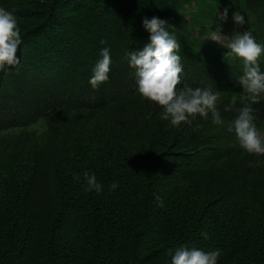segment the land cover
Here are the masks:
<instances>
[{"label": "trees", "instance_id": "trees-1", "mask_svg": "<svg viewBox=\"0 0 264 264\" xmlns=\"http://www.w3.org/2000/svg\"><path fill=\"white\" fill-rule=\"evenodd\" d=\"M0 8L14 14L22 38L21 63L0 72V144L3 158L6 139L23 153L12 159L13 169L0 168V197L14 204L12 192L26 199L32 189L41 161V150L28 143L35 136L68 145L63 170V157L54 155L63 207L56 228L48 227L46 250L69 263L172 264L176 250L187 247L219 251L217 264H264V155L246 152L227 131L238 115L225 111L231 97L243 107V62L205 40L219 25L228 37L251 30L264 45V0H0ZM225 8L228 18L220 21ZM237 11L243 26L233 20ZM153 17L167 20L181 44L180 87L221 92L223 127L211 113L173 126L138 92L127 54L151 43L143 21ZM105 47L109 79L93 88ZM260 64L264 71V56ZM252 107L264 129V97ZM70 133L75 138L66 140ZM85 172L96 175L103 192L87 190ZM67 221L69 240L61 237Z\"/></svg>", "mask_w": 264, "mask_h": 264}, {"label": "clouds", "instance_id": "clouds-1", "mask_svg": "<svg viewBox=\"0 0 264 264\" xmlns=\"http://www.w3.org/2000/svg\"><path fill=\"white\" fill-rule=\"evenodd\" d=\"M218 16L220 21H226L228 9L225 8ZM233 20L240 26L246 22L244 15L239 11L233 14ZM143 24L151 33V43L143 50L130 51L127 54L130 66L135 69L138 92L141 96L160 105L164 109L162 119L170 120L173 126L190 124L198 115L206 119L211 113L213 123L223 127L226 122L218 109V104L223 99L220 91H214L211 87L193 88L187 84L180 87L183 73L179 55L181 44L175 35L167 30L168 21L153 17L145 18ZM208 39L226 47L229 51L225 55L243 62V74L238 78V82L243 86V95L239 96L243 107L235 108L238 97L233 95L229 104L225 106V111L235 109L238 115L234 120L227 122V131L235 133L240 146L246 152L264 155V129H259L255 124L252 107L264 97V71L261 70L260 64V59L264 56V45L256 41L251 30L243 33L236 31L233 36L228 37L222 34L219 25L215 31L211 29L206 33L205 40ZM226 41L228 42L225 43ZM21 44L22 38L16 17L12 12L0 8V72L19 66L21 60L17 53ZM101 56L89 80L93 88H98L109 79L112 63L110 49L103 48ZM84 178L87 181V190L104 191L103 185L97 182L94 173L89 175L85 172ZM117 187L118 182L111 184V190ZM203 235L208 238L207 233ZM219 256V251L206 252L197 248L181 247L172 257V264H217Z\"/></svg>", "mask_w": 264, "mask_h": 264}, {"label": "rangeland", "instance_id": "rangeland-1", "mask_svg": "<svg viewBox=\"0 0 264 264\" xmlns=\"http://www.w3.org/2000/svg\"><path fill=\"white\" fill-rule=\"evenodd\" d=\"M3 135L5 137L6 133H3ZM35 135L36 133L33 131L28 137H34ZM70 138H75V134L70 133L67 135L66 140ZM3 143L7 145L5 152L8 154H4L8 157L3 158L2 152L5 145L0 144V168L3 170L9 164L13 169L14 166H11L12 159L21 157L23 153L21 150L15 151L12 142L8 139L4 140ZM28 143L30 148L41 150L39 153L41 161L39 167L36 168L32 180L33 186L26 199L23 198L24 195L19 196L16 192H12L13 195L19 197L14 204L11 201L7 203L5 198L0 197V264H81L80 260L77 261L78 259L69 263L68 260H63L60 255L55 256L53 253L57 251L55 249H53L54 252L46 250L47 243L45 242L48 227L51 224L53 225L55 220L59 218L63 207L57 189L58 157L54 155L63 157L59 166L61 168L59 170H63V166L67 164L66 158H69L66 151L68 145L65 146L64 142L49 145L45 143L44 138L39 136H35ZM22 145L24 144L22 143ZM24 147L28 150L27 144ZM135 149L136 146L134 145L130 148L131 151ZM126 151L128 150L126 149ZM25 159L29 158L26 157ZM254 210L259 211L256 207L253 208ZM64 217L68 218L69 215L65 216L64 214ZM65 225L66 229L63 230L64 233L61 237L69 240L73 237V225L69 221ZM53 227L56 228L54 225ZM65 250L67 249L61 248V251Z\"/></svg>", "mask_w": 264, "mask_h": 264}]
</instances>
